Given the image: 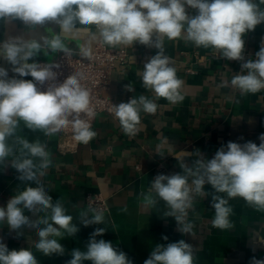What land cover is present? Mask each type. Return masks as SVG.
Segmentation results:
<instances>
[{
	"label": "clouds",
	"instance_id": "obj_1",
	"mask_svg": "<svg viewBox=\"0 0 264 264\" xmlns=\"http://www.w3.org/2000/svg\"><path fill=\"white\" fill-rule=\"evenodd\" d=\"M264 0H0V23L16 20L31 30L46 22L59 25L60 33L40 36L37 39L9 37L0 43V57L12 65L19 77L9 78L8 71L0 67V165L10 161L19 174L17 179L28 186L13 195L6 207H0V223L20 236V229H35L38 240L34 248L44 256L65 254L61 239L75 236L79 228L73 217L66 214L63 204L53 202L40 177L51 167L46 144L38 139L30 142L16 137L21 122L32 131L42 130L52 136L68 128L78 144L88 145L97 135L85 118L93 114L88 89L82 86L79 74H71L57 83L60 66L44 64L34 58L43 51L66 52L61 34L76 29L77 25L91 28L107 46L155 47L158 51L143 66L141 81L145 89H151L156 99L164 98L170 103L184 100L181 94L183 81L177 78L176 69L165 55L164 38L185 39L197 47L212 48L228 61H240L241 71L231 78V86L241 95L255 94L264 90V42L255 53L256 59L245 60L244 36L264 24ZM189 9L195 11L192 15ZM90 56V52H85ZM29 61H32L29 63ZM47 84L44 90L41 86ZM227 86V82H225ZM134 91L131 83L126 86ZM157 103L141 95L128 102L114 105L115 117L122 130L129 136L139 131L141 112L155 114ZM22 130V129H21ZM6 137L14 138L15 151L6 144ZM259 146L253 142L243 145L228 142L221 146L214 157L207 159L199 150L200 158L191 165L177 156L182 172L173 175L159 174L154 177L150 189L144 195V206L152 208L157 198L167 210L164 217H173L182 235H191L194 225L187 221L189 210L196 197L211 195V207L215 210L211 224L221 230L233 227L229 217L233 209L229 200L242 198L249 206L264 211V133L259 136ZM13 156L15 159H8ZM191 181V182H189ZM28 182L35 183V187ZM210 185L213 192L205 190ZM225 193L227 198L219 195ZM25 210L37 214L35 220L25 215ZM44 212V216L39 214ZM91 213V215H90ZM85 226L104 224V214L95 208L80 213ZM58 226V227H56ZM106 228H96L86 245V251L71 250L67 264H133L127 254L118 250L110 241L97 240ZM167 240V236L163 237ZM264 245V238H257ZM195 249L184 239L158 244L144 264H193ZM0 264H39L31 248L9 250L0 241ZM250 264H264V259L252 257Z\"/></svg>",
	"mask_w": 264,
	"mask_h": 264
},
{
	"label": "crops",
	"instance_id": "obj_2",
	"mask_svg": "<svg viewBox=\"0 0 264 264\" xmlns=\"http://www.w3.org/2000/svg\"><path fill=\"white\" fill-rule=\"evenodd\" d=\"M189 13L194 15L195 11L189 9ZM59 33V25L53 22H46L31 31L19 20L0 23V43L9 37L39 40L42 35L51 38ZM94 33V26L77 25L72 32L61 34V38L67 50L76 51L99 39L98 33ZM243 38L245 60H255V53L264 42V24ZM163 44L177 78L183 81L181 94L184 100L175 104L164 98L156 99L155 93L145 89L141 81L144 64L158 51L155 47L137 43L134 47L114 48L124 50L127 59L112 74L113 99L124 103L144 95L158 106L155 114L140 113L136 135H127L119 122L99 115L91 126L97 135L89 144H79L75 153L61 155L57 150L56 136L27 129L21 122L16 137L30 142L38 139L47 146L51 167L40 177V183L54 203L59 200L63 204L79 231L75 236H66L59 241L65 248L63 256H44L33 246V241L38 240L35 229L24 227L19 230L22 234L17 236L7 224L0 223V241L9 250L31 248L39 264H67L71 250L86 251L93 231L105 227L106 232L96 239L110 241L115 248L126 253L133 264H144L156 245L181 239L195 249L193 264H250L252 257L264 259V245L257 242L258 237L264 238V211L249 206L242 198L229 200L233 209L229 219L233 227L221 230L211 224L215 216L211 195L196 197L187 216V221L194 225L195 238L182 235L175 219L163 216L167 207L159 198L154 207L144 206V195L155 176L182 172L175 157L181 155L191 165L200 158L193 153L196 150L211 159L230 141L241 145L250 141L259 146V136L264 133V90L241 95L230 83L234 75L246 74V70L241 71L242 62L228 61L214 49L197 47L194 42L182 38L170 41L165 37ZM58 53L49 51L45 55L42 51L34 59L50 62ZM12 67L8 63L9 78L32 79L30 76L19 77ZM129 83L134 87L133 92L126 88ZM10 139L15 151L14 138ZM18 175L10 161L0 165V207H6L13 195L28 186L17 179ZM205 190L213 192L210 185H205ZM88 194H100L105 199L104 224L85 227L81 223L80 213L87 210L84 198ZM219 195L227 198L225 193ZM25 215L32 220L37 218V214L27 210ZM164 236L168 239L164 240ZM84 264L91 262L85 261Z\"/></svg>",
	"mask_w": 264,
	"mask_h": 264
},
{
	"label": "built area",
	"instance_id": "obj_3",
	"mask_svg": "<svg viewBox=\"0 0 264 264\" xmlns=\"http://www.w3.org/2000/svg\"><path fill=\"white\" fill-rule=\"evenodd\" d=\"M90 52V56H85ZM127 53L122 49H114L105 45L100 39L84 45L80 50L59 52L55 59L50 62L40 61L39 63H56L60 67L54 69L57 72V83L63 82L71 74H79L83 87L89 90L91 97V109L93 114L85 117L92 126L93 121L99 115H105L115 122L114 105H118L112 97L111 77L114 70L126 63ZM47 84L41 86L44 90ZM57 138V150L61 155L75 153L79 144L74 140L72 129L68 128L54 134ZM85 206L95 208L107 213L105 199L100 194H88L84 198Z\"/></svg>",
	"mask_w": 264,
	"mask_h": 264
},
{
	"label": "water",
	"instance_id": "obj_4",
	"mask_svg": "<svg viewBox=\"0 0 264 264\" xmlns=\"http://www.w3.org/2000/svg\"><path fill=\"white\" fill-rule=\"evenodd\" d=\"M0 67L4 68L7 71L8 62L0 57ZM6 144L13 147V140H11L9 137H6Z\"/></svg>",
	"mask_w": 264,
	"mask_h": 264
}]
</instances>
